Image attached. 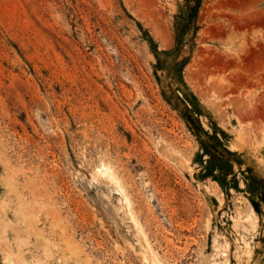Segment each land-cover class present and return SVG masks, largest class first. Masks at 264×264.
<instances>
[{"label":"rangeland","instance_id":"374dc122","mask_svg":"<svg viewBox=\"0 0 264 264\" xmlns=\"http://www.w3.org/2000/svg\"><path fill=\"white\" fill-rule=\"evenodd\" d=\"M187 12L0 0V264H264V0Z\"/></svg>","mask_w":264,"mask_h":264},{"label":"trees","instance_id":"16d2710c","mask_svg":"<svg viewBox=\"0 0 264 264\" xmlns=\"http://www.w3.org/2000/svg\"><path fill=\"white\" fill-rule=\"evenodd\" d=\"M188 3V12H187V17L181 18V22L177 25V37H176V48L171 51L164 53L165 56H170V55H175L177 56L183 46H184V40L188 34H192V39H196L197 32L199 30L198 27V18H199V13L203 5V0H187ZM159 54L156 53V57L158 59ZM159 68V66L157 67ZM183 68V66H182ZM183 70H180V72ZM196 108V107H195ZM197 112V111H195ZM188 122L194 126V128L199 131L200 127H197L193 119L188 115L187 116ZM217 144L221 145L220 141L216 138ZM204 150L206 154L210 157L208 161V165L206 167L207 178H211L214 181L218 182L220 186L223 189H226L225 182L226 178L229 176H233V169L232 167H227L229 165L230 161L228 159H225L224 155L222 153H219L218 151L214 150L211 151L210 147L205 143L204 144ZM225 154L231 155L230 152L227 150L223 149ZM251 172V170H249ZM218 173V176L216 175ZM236 190L238 188L235 186L234 187ZM260 183L256 181L253 177L247 178L246 181V189L247 191L252 195L256 196L260 192ZM261 202L264 203V199L261 200ZM254 209L259 212V204L252 203Z\"/></svg>","mask_w":264,"mask_h":264},{"label":"bare ground","instance_id":"6f19581e","mask_svg":"<svg viewBox=\"0 0 264 264\" xmlns=\"http://www.w3.org/2000/svg\"><path fill=\"white\" fill-rule=\"evenodd\" d=\"M102 171V170H101ZM110 174H111V172H110ZM110 177V176H109ZM111 177H112V175H111ZM112 179L114 180V178L112 177ZM109 180V179H108ZM110 180H111V178H110ZM112 180V181H113ZM115 181V180H114ZM116 182V181H115ZM116 184V183H115ZM117 186H119V184L117 185ZM116 188V187H115ZM119 188V187H118ZM119 190V189H118ZM121 191V190H120ZM121 194H122V192H121ZM121 196H123V195H121ZM125 198V197H124ZM126 201V200H125ZM127 208H129V206L127 207ZM129 210V209H128ZM129 213V212H128ZM155 259V258H154Z\"/></svg>","mask_w":264,"mask_h":264}]
</instances>
